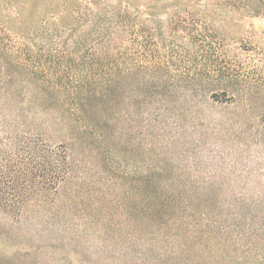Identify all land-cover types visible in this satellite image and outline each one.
Masks as SVG:
<instances>
[{
	"label": "trees",
	"instance_id": "trees-1",
	"mask_svg": "<svg viewBox=\"0 0 264 264\" xmlns=\"http://www.w3.org/2000/svg\"><path fill=\"white\" fill-rule=\"evenodd\" d=\"M103 1L100 17L110 20L96 22V31L87 30L84 36L78 32L71 45L62 43L61 49L49 41L46 28L23 30L10 18L16 30L0 20V209L6 214L19 216L27 205L57 214L53 211L73 174L74 148L92 154L102 172H117L124 77H137L135 66L126 70L121 62V19L133 11L150 16L191 10L219 13L236 7H202L199 0ZM259 2L251 1L253 16L264 15V3ZM58 22L57 27L65 28V21ZM135 84L133 103L147 106L155 101L137 98ZM243 88L246 101H264V86ZM224 94L235 102L228 91ZM259 120L264 127V109ZM50 123L62 132L58 144L45 137ZM140 169L127 187L126 206L114 207L124 212L126 221L93 226L85 220L81 231L64 227L58 231L64 256L48 264H167L186 254L200 257L206 250L264 264V180L255 182L260 187L255 190H207L210 181L184 178L161 163H144ZM259 171L264 176V158ZM196 185L201 187L193 189ZM69 203H76L74 194Z\"/></svg>",
	"mask_w": 264,
	"mask_h": 264
},
{
	"label": "rangeland",
	"instance_id": "rangeland-1",
	"mask_svg": "<svg viewBox=\"0 0 264 264\" xmlns=\"http://www.w3.org/2000/svg\"><path fill=\"white\" fill-rule=\"evenodd\" d=\"M251 1L199 0L202 7H236L220 9L219 13L191 10L150 16L133 11L120 20L121 62L126 70L136 67L137 98L148 96L155 101L147 106L133 103L135 80L124 77L125 118L119 147L121 161L114 166L117 172H102L92 154L72 149L74 170L53 211L57 214L32 205L25 206L19 216L0 209V264L58 262L64 256L58 231L64 227L81 231L85 220L93 221V226L109 220L117 226L123 224L127 219L124 212H116L114 207L117 203L126 206L127 187L144 163H161L184 178L210 181L207 190L260 188L255 182L264 180L259 173L264 158V127L259 114L264 101H246L243 87L264 86V15L253 16L255 5ZM103 3L0 0V20L16 30L46 28L49 41L61 49L62 43L71 45L78 32L84 36L87 30L96 31V22L110 20L100 17ZM10 18H16L19 27ZM59 19L65 21V28L56 26ZM71 22L72 27L68 26ZM74 28L77 30L72 31ZM225 90L235 102L225 99ZM46 119L51 122L52 117ZM147 120L151 126L145 124ZM45 129L46 139L58 144L62 133L59 126L50 123ZM73 194L76 203L71 205ZM101 206L105 207L102 211L98 210ZM244 257L206 250L200 257L186 254L167 264H259L258 259ZM78 260L76 255L74 261Z\"/></svg>",
	"mask_w": 264,
	"mask_h": 264
}]
</instances>
